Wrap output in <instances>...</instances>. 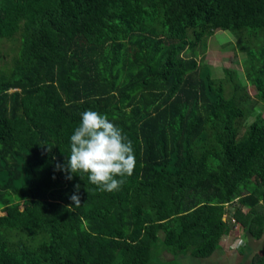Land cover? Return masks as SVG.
<instances>
[{"label": "trees", "instance_id": "1", "mask_svg": "<svg viewBox=\"0 0 264 264\" xmlns=\"http://www.w3.org/2000/svg\"><path fill=\"white\" fill-rule=\"evenodd\" d=\"M221 30L242 72L198 62ZM17 36L0 67V264H148L158 240L203 259L237 224L239 248L264 235V116L240 95L264 107V0H0V43ZM89 109L133 143L118 191L57 169Z\"/></svg>", "mask_w": 264, "mask_h": 264}, {"label": "clouds", "instance_id": "2", "mask_svg": "<svg viewBox=\"0 0 264 264\" xmlns=\"http://www.w3.org/2000/svg\"><path fill=\"white\" fill-rule=\"evenodd\" d=\"M70 140L66 164L57 165L58 170L67 173L66 179L71 180L76 173H86L89 182L100 191L112 192L124 184L123 177L133 174L137 163L133 143L107 114L85 110ZM51 147L48 146L49 151ZM75 189L76 194L70 199L78 207L81 204L80 185L76 184Z\"/></svg>", "mask_w": 264, "mask_h": 264}, {"label": "rangeland", "instance_id": "3", "mask_svg": "<svg viewBox=\"0 0 264 264\" xmlns=\"http://www.w3.org/2000/svg\"><path fill=\"white\" fill-rule=\"evenodd\" d=\"M19 45V38L17 36V39L15 40H4L0 43V67H5L10 64L11 58L14 56L18 49ZM202 52L199 53V56H197V59L200 61H203L204 63H207L211 66L213 73L216 76H223V69L224 68H238L239 71L242 72V59H243V53L239 52L236 47V39L233 34H230L227 30H221L219 32H216L213 36L208 37L207 39V48L204 52V55L202 58ZM241 74V78H242ZM255 89L252 85H246V88L241 90L240 95L243 99L248 100L249 106L254 105L258 111L262 112V116H264V107L263 104L258 102L256 100L255 96ZM254 115H250L246 122L249 123L251 120H253ZM231 209V207H229ZM243 212H246V207L242 208ZM2 212L0 211V214ZM230 214L226 215V218H230ZM239 228H235L234 232L230 234L232 237L234 234H239L241 236L246 235L245 231L243 230L241 224H237ZM159 239L162 237V233L159 232L158 234ZM226 241V240H225ZM246 241V239H244ZM258 240L255 239V242ZM222 242V241H221ZM248 242V241H247ZM251 242V241H250ZM264 242V241H263ZM248 250L250 249L251 252H253V249L248 244ZM221 247H217L219 251L222 252L220 249ZM235 248V247H234ZM239 249H242L240 246ZM263 247H261V250ZM166 250L164 246L162 245V242L158 240L154 243L152 252H151V259L148 264H191L192 260L188 257L189 252H179V253H172L173 259H162L163 253L165 256L170 257L168 253H166ZM168 252V251H167ZM188 253V254H187ZM223 253V252H222ZM234 263L236 264H244L239 258H235Z\"/></svg>", "mask_w": 264, "mask_h": 264}, {"label": "crops", "instance_id": "4", "mask_svg": "<svg viewBox=\"0 0 264 264\" xmlns=\"http://www.w3.org/2000/svg\"><path fill=\"white\" fill-rule=\"evenodd\" d=\"M231 238L232 236L230 234L221 238L219 247H221L220 249L223 253L218 249H215L211 256L203 259L188 255V257L192 260L191 264H236L234 263L236 257L239 258L244 264H252L251 261L254 257L253 254L261 251V247L264 246V235H262L259 239L256 238L258 240L257 242H255V239L250 242L249 246H251L253 252H251L250 249L248 250V245L244 244V246L241 245L243 247L242 250H240L239 246H236V240L233 239L232 241ZM166 253H168L170 257L165 256L163 253L162 259L172 260L173 254L169 250H166Z\"/></svg>", "mask_w": 264, "mask_h": 264}]
</instances>
